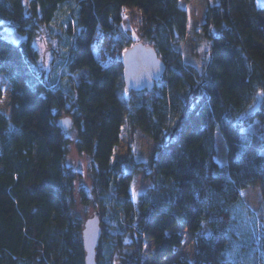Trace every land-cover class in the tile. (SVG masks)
Masks as SVG:
<instances>
[{"label":"trees","instance_id":"trees-1","mask_svg":"<svg viewBox=\"0 0 264 264\" xmlns=\"http://www.w3.org/2000/svg\"><path fill=\"white\" fill-rule=\"evenodd\" d=\"M196 3L202 23L180 0H0V77L11 100L9 115L0 110V264H85L77 211L91 204L104 214L98 264H142L146 243L159 262L264 264V231L242 195L259 188L264 197V138L247 130L264 125V6ZM129 11L142 18L139 41L125 28ZM9 29L23 40L8 39ZM43 29L64 39L61 73L49 80L34 47ZM138 43L168 71L152 92L127 94L122 57ZM83 72L89 80L76 83ZM126 129L153 141L149 161L134 150L115 161ZM72 130L89 183L68 164ZM139 174L153 187L135 201ZM187 236L192 262L177 256Z\"/></svg>","mask_w":264,"mask_h":264},{"label":"rangeland","instance_id":"rangeland-1","mask_svg":"<svg viewBox=\"0 0 264 264\" xmlns=\"http://www.w3.org/2000/svg\"><path fill=\"white\" fill-rule=\"evenodd\" d=\"M257 6L263 7L264 0H257ZM180 7L185 10L190 19L202 23V8L196 3V0H180ZM125 28L130 32L133 37V40L139 41V25L142 21L141 15L135 11H129L125 13ZM60 22V31L63 33L65 30V26L62 28L64 22V18L58 19ZM9 28L6 27L3 30L5 34V30ZM8 39L13 40L15 42H20L23 40V37L20 34H13L7 36ZM51 31L48 29H43L40 35L34 41V47L39 53V61H38V73L43 77L49 80L53 76L61 73L60 70L55 74L54 64L58 62L56 59V54L59 52V49L63 51L64 39H56L53 40L51 38ZM60 51V52H61ZM185 55L187 52L184 51ZM187 60L193 64L201 65V62H198L196 59L187 56ZM58 76V75H57ZM89 80V75L87 72H83L80 75L76 76V83H80L82 81ZM0 93H1V101H0V110L5 114L9 115L11 112V100H10V85L3 78L0 77ZM248 131L260 135L264 138V125L259 121H255L251 126L248 127ZM69 138L72 141L71 151L68 156V164L72 166L77 172H80L84 175V182L89 183V169H90V160L81 156L74 147V142L76 139V133L74 130L69 132ZM216 148H217V160L219 163L223 164L227 162V145L220 133H217L216 137ZM154 149L153 141L142 132H129L127 129L124 130L121 144L118 148V151L115 155V161L124 160L129 150H134L137 152L138 159L141 161H149V157ZM264 154V152H263ZM1 171V167H0ZM153 187L152 180L146 178L144 174H139L135 176L134 184H133V199L138 201L141 196L146 194V192ZM243 198L247 207L256 214V218L261 225V230L264 231V197L262 196L259 188H251L243 192ZM78 215L83 219L84 224L94 216L95 213L99 212L101 215V223L104 217L102 209L98 207L97 204H91L90 206H79ZM103 233L104 228L102 225ZM126 253L131 254V251H127ZM195 253V244L191 237L187 236L183 247L177 253V256L186 258L189 261H193V256ZM237 254H233L234 260H236ZM176 256L165 260L164 262H159L155 258L154 255V245L152 243H146L144 246L143 253L141 255L142 264H171L175 261ZM249 263V259L247 260Z\"/></svg>","mask_w":264,"mask_h":264},{"label":"water","instance_id":"water-1","mask_svg":"<svg viewBox=\"0 0 264 264\" xmlns=\"http://www.w3.org/2000/svg\"><path fill=\"white\" fill-rule=\"evenodd\" d=\"M8 35H13L14 30L6 31ZM124 65V78L126 92H152L157 83L161 82L166 76L168 67L159 58L158 53L152 47L143 43H138L125 51L122 57ZM262 99L252 109L251 114H256L261 106ZM72 119L62 118L58 125L68 132L72 127ZM103 236L100 213H95L92 218L87 220L82 233L83 246L85 250V264H98L97 254Z\"/></svg>","mask_w":264,"mask_h":264}]
</instances>
